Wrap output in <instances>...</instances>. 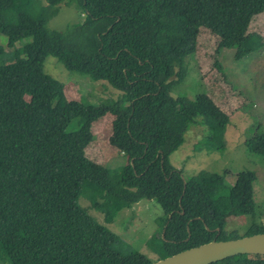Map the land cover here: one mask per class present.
<instances>
[{
  "label": "trees",
  "instance_id": "1",
  "mask_svg": "<svg viewBox=\"0 0 264 264\" xmlns=\"http://www.w3.org/2000/svg\"><path fill=\"white\" fill-rule=\"evenodd\" d=\"M64 1L0 0V261L152 263L90 215L81 197L105 223L155 200L162 215L150 242L158 259L241 237L225 229L231 216L251 217L242 236L264 232L254 220L253 171L238 172L228 186L227 170L186 175L170 161L198 123L206 130L195 150L226 149L228 115L205 93L174 97L171 89L187 76L202 27L217 38L215 53L233 48L239 59L261 48L248 28L264 0H75L82 22L52 30L48 21ZM49 56L117 94L97 105L68 99L63 83L43 71ZM106 112L114 115L108 142L124 158L115 167L85 155L91 125ZM244 144L264 155V132ZM210 264H264V255Z\"/></svg>",
  "mask_w": 264,
  "mask_h": 264
},
{
  "label": "rangeland",
  "instance_id": "2",
  "mask_svg": "<svg viewBox=\"0 0 264 264\" xmlns=\"http://www.w3.org/2000/svg\"><path fill=\"white\" fill-rule=\"evenodd\" d=\"M65 1L59 5L57 14L48 21V28L64 31L82 22L83 15L76 1ZM248 30L258 35L263 46L236 59L233 48L215 53L217 38L208 29H199L195 52L185 62L187 76L172 87L171 95L188 98H195L199 93L209 95L228 115L229 122L225 131L227 147L223 153L195 150L202 145L198 140L203 138L206 130L203 124L198 123L184 134L183 144L170 155V161L186 175L196 174L200 170L219 173L227 170L224 182L228 186L234 184L238 172L253 171L254 220L263 224L264 155L249 152L244 140L254 132H264V11L254 16ZM20 43L16 42L15 45ZM43 71L63 83L68 99L97 105L100 99L115 97L118 92L104 81H90L79 74L69 73L53 56L45 59ZM113 119L114 115L106 112L92 123L93 139L85 148V155L103 165L115 167L124 158L108 142ZM79 203L90 212H95L94 215L87 210L98 222L107 225L123 238L128 249L141 252L151 262L159 258L150 242L153 234H159L157 220L162 215V209L155 200L142 199L133 203L130 208L119 211L111 223L103 222L102 215L93 210L85 198L81 197ZM250 221L249 216H231L225 229L236 230V234L242 236ZM0 264L4 263L0 261Z\"/></svg>",
  "mask_w": 264,
  "mask_h": 264
},
{
  "label": "water",
  "instance_id": "3",
  "mask_svg": "<svg viewBox=\"0 0 264 264\" xmlns=\"http://www.w3.org/2000/svg\"><path fill=\"white\" fill-rule=\"evenodd\" d=\"M245 253L264 255V232L234 239L211 240L158 259L150 264H210Z\"/></svg>",
  "mask_w": 264,
  "mask_h": 264
},
{
  "label": "built area",
  "instance_id": "4",
  "mask_svg": "<svg viewBox=\"0 0 264 264\" xmlns=\"http://www.w3.org/2000/svg\"><path fill=\"white\" fill-rule=\"evenodd\" d=\"M263 226H264V223H263Z\"/></svg>",
  "mask_w": 264,
  "mask_h": 264
}]
</instances>
